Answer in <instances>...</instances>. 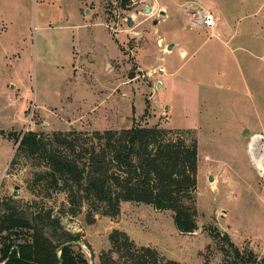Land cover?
Wrapping results in <instances>:
<instances>
[{
	"label": "rangeland",
	"instance_id": "1",
	"mask_svg": "<svg viewBox=\"0 0 264 264\" xmlns=\"http://www.w3.org/2000/svg\"><path fill=\"white\" fill-rule=\"evenodd\" d=\"M138 1L0 0V198L52 210L80 234L90 264L114 229L182 264H264V171L248 151L255 135L264 148V0ZM202 7L215 13V28L193 17ZM134 126L196 131L195 232L137 202L89 223L87 207L70 213L65 192L32 191L42 167L12 164L27 131Z\"/></svg>",
	"mask_w": 264,
	"mask_h": 264
},
{
	"label": "trees",
	"instance_id": "2",
	"mask_svg": "<svg viewBox=\"0 0 264 264\" xmlns=\"http://www.w3.org/2000/svg\"><path fill=\"white\" fill-rule=\"evenodd\" d=\"M18 142L12 164L23 161L43 168L35 173L32 191L39 187L47 198L65 192L70 213L87 207L89 223L99 214L118 216L122 202H137L173 212L183 233L198 229L199 142L193 129L134 126L50 134L31 130ZM52 212H28L18 200L0 198V235L7 232L0 262L60 264L61 256V264H90L80 243L59 250L81 236L66 229ZM109 241L110 248L100 253L98 264H182L151 246L138 245L122 230L114 229Z\"/></svg>",
	"mask_w": 264,
	"mask_h": 264
},
{
	"label": "built area",
	"instance_id": "3",
	"mask_svg": "<svg viewBox=\"0 0 264 264\" xmlns=\"http://www.w3.org/2000/svg\"><path fill=\"white\" fill-rule=\"evenodd\" d=\"M125 1H128L129 3L131 2L133 4L139 2L138 0H125ZM193 17L196 19L199 25L207 29H213L216 26L215 13L209 9H205L202 7L201 9H198L197 11L193 12ZM124 20H127V18H125ZM118 30L119 29H115V32H118ZM165 71L166 69L162 65L155 69V72L164 73ZM13 249H15V246L11 250ZM6 262L7 260L0 262V264H5Z\"/></svg>",
	"mask_w": 264,
	"mask_h": 264
},
{
	"label": "bare ground",
	"instance_id": "4",
	"mask_svg": "<svg viewBox=\"0 0 264 264\" xmlns=\"http://www.w3.org/2000/svg\"><path fill=\"white\" fill-rule=\"evenodd\" d=\"M260 141L261 136L255 135L250 143L248 151L257 169L264 171V148Z\"/></svg>",
	"mask_w": 264,
	"mask_h": 264
},
{
	"label": "water",
	"instance_id": "5",
	"mask_svg": "<svg viewBox=\"0 0 264 264\" xmlns=\"http://www.w3.org/2000/svg\"><path fill=\"white\" fill-rule=\"evenodd\" d=\"M152 11H153V7H151V6H146V7H145V13H146V14H150V13H152ZM137 13H140V10H139V9L136 10V14H137ZM163 13H164V12H162V14H163ZM127 20H128V24H129L130 26L134 24V19H133L132 15L127 16ZM154 22L157 23L158 20H155ZM172 47H173V44H170L169 47H168V49H172ZM159 86H160V83H159ZM247 131H248V129L245 130V132H247ZM209 180H210V181H213V176H212V175L209 177ZM78 243H80V242H79V241H70V242L64 243L63 245H61V246L59 247V250H61V249H62L64 246H66V245H70V244H78ZM61 263H62V258H61V256H60V264H61Z\"/></svg>",
	"mask_w": 264,
	"mask_h": 264
},
{
	"label": "crops",
	"instance_id": "6",
	"mask_svg": "<svg viewBox=\"0 0 264 264\" xmlns=\"http://www.w3.org/2000/svg\"><path fill=\"white\" fill-rule=\"evenodd\" d=\"M88 10H90V8L87 9V12H88ZM98 23H99V22H98ZM99 24H102V23H99ZM87 25H89V24H82V23H81V24H78V25H77V29H78V28H84V27L87 26ZM79 41H80V40H78V43H79ZM78 46H79V44H78ZM107 60H110V59L107 57ZM76 68H77V67H76Z\"/></svg>",
	"mask_w": 264,
	"mask_h": 264
}]
</instances>
